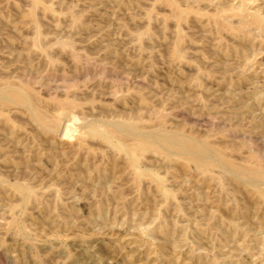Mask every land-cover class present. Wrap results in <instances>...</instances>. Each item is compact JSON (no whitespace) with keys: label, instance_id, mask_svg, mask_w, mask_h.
<instances>
[{"label":"rangeland","instance_id":"rangeland-1","mask_svg":"<svg viewBox=\"0 0 264 264\" xmlns=\"http://www.w3.org/2000/svg\"><path fill=\"white\" fill-rule=\"evenodd\" d=\"M165 1L0 0V90L58 118L0 105V264H264V183L153 152L134 180L109 133L264 165V0Z\"/></svg>","mask_w":264,"mask_h":264},{"label":"bare ground","instance_id":"bare-ground-1","mask_svg":"<svg viewBox=\"0 0 264 264\" xmlns=\"http://www.w3.org/2000/svg\"><path fill=\"white\" fill-rule=\"evenodd\" d=\"M33 1L35 3L38 2V0ZM166 1L171 5V7H175V1ZM177 11L176 13L179 15V17H183L184 14L182 12ZM217 20L219 19L217 18ZM258 20L259 19L254 17V21ZM217 25L221 29L228 28V30L234 35L246 36V34L243 32L245 31L243 28H232V26L231 28L228 26L226 27L220 21H217ZM171 55L174 58L178 57V51L176 47L173 48ZM15 88L10 87L0 90V105L4 104L7 101H13L17 104L26 105L30 108L32 117H34L38 122H40V124H42L44 128L51 130L53 127L57 126L56 124H58V118L48 119L45 116L44 112L40 108H38L36 104L33 103V101L31 102V97L30 99L28 98V94H26L27 92H25L24 90H20V87L17 89ZM130 124V129L133 131L136 130L134 131L135 134L132 137H125L122 131H120L122 128L118 130L116 129L117 127L109 129V133L114 136L123 137V142L120 144L116 143V146L119 151H122L127 155L129 160L127 159L128 161L126 162H128V164L126 162L125 163L129 167V169L132 170L134 180H140L141 178L146 176L145 173L139 171L140 169H137L139 168L137 165L138 156L144 152H153L162 155L164 158H169L172 153H176L182 156L185 160L194 162L198 166L199 170L204 174L208 173L209 169L213 165L219 164L225 168L232 170L236 175L240 176L245 180H255V182L258 181L264 183V165H255L254 163L253 165L237 164L226 158V156L222 153L219 148L210 146L206 141H201L195 139L194 137H183L182 134H180L179 132H167L161 127H158L153 130H146L142 128L137 122H133ZM212 155H214L215 158ZM209 158H212V160H210ZM125 166L123 167V169L127 167ZM128 167L126 170H128ZM255 194L258 196V198L264 197L263 190H259Z\"/></svg>","mask_w":264,"mask_h":264}]
</instances>
